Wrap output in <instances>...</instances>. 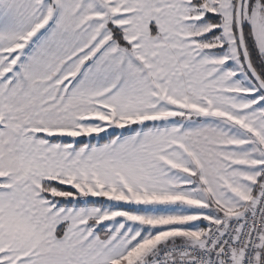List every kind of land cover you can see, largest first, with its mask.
<instances>
[{"label":"snow or ice","instance_id":"6c2138e0","mask_svg":"<svg viewBox=\"0 0 264 264\" xmlns=\"http://www.w3.org/2000/svg\"><path fill=\"white\" fill-rule=\"evenodd\" d=\"M0 264H264V0H0Z\"/></svg>","mask_w":264,"mask_h":264}]
</instances>
